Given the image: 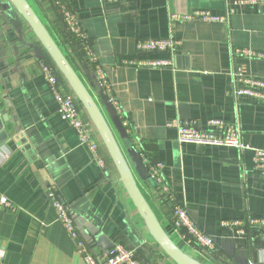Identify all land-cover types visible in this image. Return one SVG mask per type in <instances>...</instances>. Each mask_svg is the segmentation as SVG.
<instances>
[{
    "label": "crops",
    "instance_id": "crops-1",
    "mask_svg": "<svg viewBox=\"0 0 264 264\" xmlns=\"http://www.w3.org/2000/svg\"><path fill=\"white\" fill-rule=\"evenodd\" d=\"M28 1L45 23L56 22L50 0ZM63 1L88 39L108 85L103 96L118 107L133 147L148 162L161 163L163 183L177 201L184 202L193 222L213 238L218 253L203 256L196 247L188 252L170 237L207 264H264V244L221 229L226 220L264 217V173L253 169L252 153L178 143L173 125L196 121L207 130L209 120L219 119L236 128L244 144L264 149V102L233 96V73L238 67L264 78V60L237 54L240 50L264 53V4ZM198 12L223 22L171 19ZM168 37L178 42L173 52L136 50L138 40ZM44 56L20 15L0 0V194L15 207V212H0L2 261L85 264L76 241L49 205L48 190L53 189L70 210L79 240L93 257L102 258L119 243L135 250L144 264H174L149 236L115 170L109 164L101 169L77 133L60 119L41 74ZM133 60H165L171 65L150 70L127 64ZM85 69L77 65L80 78L100 101L95 73L90 66ZM39 170L46 171L51 184ZM132 171L167 230L172 203L162 200L146 181L150 178L146 165L145 173L135 166Z\"/></svg>",
    "mask_w": 264,
    "mask_h": 264
},
{
    "label": "built area",
    "instance_id": "built-area-1",
    "mask_svg": "<svg viewBox=\"0 0 264 264\" xmlns=\"http://www.w3.org/2000/svg\"><path fill=\"white\" fill-rule=\"evenodd\" d=\"M123 0H100L102 4L113 3L118 4ZM53 7L60 16L61 22L70 38L78 42L86 62L93 69L96 76V86L99 91L105 95L109 92L108 85L102 69L97 65L95 56L91 51L88 39L83 34L77 17L73 14L67 4L63 0H51ZM235 5H259L264 4V0H240ZM173 21H193L200 20L208 23L223 22L222 18L211 16L208 12H198L193 15L171 16ZM178 42L172 37L168 38H148L137 41L136 50L140 54H152L161 52H173ZM238 55L251 59L264 60V53H255L249 50L237 51ZM128 65L143 69H159L171 65L165 60H133ZM41 74L44 78L50 93L53 95L57 104V113L62 121L67 123L78 135L80 143L85 146L93 156L96 164L104 169L106 163L99 152V144L96 141L93 128L85 118L84 111L79 105L76 98L67 93L65 86L60 82L57 71L47 64L45 61L40 62ZM235 86L233 87V96L248 97L255 101L264 102V78L251 75L244 66L238 67L233 73ZM112 105L114 101L108 98ZM116 111L118 107L114 106ZM174 127L177 130V141L181 144H195L203 146L228 147L238 151H250L252 153L253 169L260 173H264V150L251 147L244 144L233 126H227L219 119H212L207 122L208 129H202L196 121H174ZM143 163L149 170L150 179L153 181V187L162 197L171 200V231L174 236L180 237L181 241L188 242L196 246L200 250H207L215 254L217 248L212 237L201 230L191 219L183 204L175 201L170 189L163 183L161 175V163L148 162L145 156H142ZM48 202L55 211L58 221L61 222L69 237L76 241V245L85 264H144L138 260L136 252L125 246L114 243L105 255L101 258L93 257L88 250L87 245L79 240L77 228L70 210L62 202L60 197L53 189L48 190ZM15 212L13 203L4 195L0 194V212ZM224 230L232 232L236 237L241 239L255 240L260 244H264V218L246 217L234 220H227L221 223ZM169 234V233H168ZM173 235V234H172ZM171 236V234L169 235ZM211 253V254H212ZM0 264H5L2 261Z\"/></svg>",
    "mask_w": 264,
    "mask_h": 264
},
{
    "label": "water",
    "instance_id": "water-1",
    "mask_svg": "<svg viewBox=\"0 0 264 264\" xmlns=\"http://www.w3.org/2000/svg\"><path fill=\"white\" fill-rule=\"evenodd\" d=\"M9 2L27 23L84 111L118 175L120 184L145 225L151 239L174 264H204L184 252L174 242L159 222L151 205L141 191L133 174L132 166L145 173V165L141 156L133 147L126 127L116 109L105 99L101 92L98 93L100 101L95 99L30 3L27 0H9ZM39 173L48 184H51L46 171L39 170ZM149 181L153 185V181Z\"/></svg>",
    "mask_w": 264,
    "mask_h": 264
},
{
    "label": "trees",
    "instance_id": "trees-1",
    "mask_svg": "<svg viewBox=\"0 0 264 264\" xmlns=\"http://www.w3.org/2000/svg\"><path fill=\"white\" fill-rule=\"evenodd\" d=\"M6 1V6L7 7H12V9L14 10L15 8L11 5V3L9 2V0H5ZM28 1V0H27ZM29 2V1H28ZM51 2V0H50ZM52 4V3H51ZM31 5V4H30ZM53 6V5H52ZM34 9V8H33ZM55 13H56V22L52 25H50L49 23H45V21H43L44 25L46 26L47 30L49 31V33L51 34V36L53 37V39L56 41V43L58 44V46L60 47V49L62 50V52L65 54L66 58L69 60V62L71 63V65L73 66V68L75 69V71L78 73L77 71V65L80 63L81 65H83L86 69L88 70L87 67H89L90 65L86 62L84 54L82 53L80 46L78 44V42L75 41V39L70 38L61 22L60 16L58 15L56 9L53 7ZM16 11V10H15ZM17 12V11H16ZM36 12V11H35ZM37 13V12H36ZM18 14V12H17ZM38 14V13H37ZM23 20V19H22ZM24 24H26V26L28 27V29L30 30L29 26L27 25V23L23 20ZM31 31V30H30ZM32 33V31H31ZM33 38L35 39V41L37 42V44L39 45V47L43 50L42 46L39 44V42L37 41V39L35 38V36L32 33ZM44 52V61L49 64L50 66H52L56 71H57V75L59 77L60 82L65 86V89L67 91V93H70L73 95V93L71 92L70 88L68 87V85L66 84L64 78L61 76V74L58 72V70L56 69L55 65L52 63V61L50 60V58L48 57V55ZM78 63V64H77ZM89 72V71H88ZM79 75V74H78ZM81 77V76H80ZM74 96V95H73ZM85 118L87 119V117L85 116ZM93 128V127H92ZM93 134L94 137L96 139V141L99 144V152L101 154V156L104 158L106 164H109L110 167L112 169V163L105 151V149L103 148L101 141L98 137V135L96 134L95 130L93 129ZM145 156V155H143ZM146 157V156H145ZM117 174V173H116ZM118 177V175H117ZM148 180V182H150L149 180H151L150 178H147L146 181ZM165 229V228H164ZM166 230V229H165ZM167 231V230H166ZM168 233V231H167ZM157 246V245H156ZM157 248H159L157 246ZM160 249V248H159ZM161 251V249H160ZM163 253V252H162ZM164 254V253H163Z\"/></svg>",
    "mask_w": 264,
    "mask_h": 264
},
{
    "label": "rangeland",
    "instance_id": "rangeland-1",
    "mask_svg": "<svg viewBox=\"0 0 264 264\" xmlns=\"http://www.w3.org/2000/svg\"><path fill=\"white\" fill-rule=\"evenodd\" d=\"M264 150V149H263ZM145 165V164H144ZM158 194H159V192H158ZM160 195V194H159ZM161 196V195H160ZM161 199L163 200V199H165V197H162L161 196ZM168 201H170L172 204H173V202L171 201V200H168ZM175 201H176V199H175ZM181 204H183L184 206H185V204H184V202H181ZM261 218H264V217H261ZM232 220H234V219H232ZM227 221V220H226ZM221 229H223L222 227H221ZM168 231L170 230V232H169V235L171 234H173L172 236L174 237V240L179 244V246L180 247H182V248H184V250H186V251H188V252H191L193 249H196L197 247L196 246H194V245H192V244H188V242H183V241H181L182 239L179 237H176V236H174V233L171 231V228L169 227L168 229H167ZM224 230V229H223ZM227 231V230H226ZM181 239V240H180ZM244 240H249V239H244ZM254 240V239H253ZM257 242V241H256ZM258 243V242H257ZM258 244H260V243H258ZM196 247V248H195ZM198 249V248H197ZM200 250V249H199ZM214 251L216 252V253H218V249L217 248H215L214 249ZM185 252V251H184ZM200 253L204 256V255H214L212 252H208L207 250H201L200 251ZM200 253H197V254H200ZM212 253V254H211ZM215 253V254H216ZM188 254V253H187ZM200 254V255H201ZM201 255V257L202 258H204L203 256ZM201 262V261H200ZM204 262L206 263V261L204 260ZM204 262H202V263H204ZM204 263V264H205ZM207 264V263H206ZM250 264H252V263H250Z\"/></svg>",
    "mask_w": 264,
    "mask_h": 264
}]
</instances>
